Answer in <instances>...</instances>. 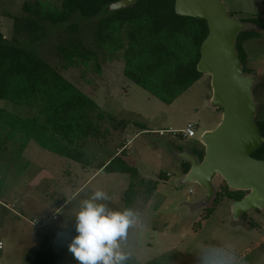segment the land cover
Listing matches in <instances>:
<instances>
[{
  "label": "rangeland",
  "instance_id": "obj_1",
  "mask_svg": "<svg viewBox=\"0 0 264 264\" xmlns=\"http://www.w3.org/2000/svg\"><path fill=\"white\" fill-rule=\"evenodd\" d=\"M22 1L0 0V31L7 37L12 34L13 17L21 14ZM50 1L57 4L59 0ZM223 2L230 14L241 19L264 11L263 0ZM79 25V37L97 53L99 71L94 63H89L86 68H72L63 75L94 99L99 110L112 114L116 125L100 123L101 128L107 124L115 128H110L104 144L91 139L87 142L84 150L90 165L85 167L44 150L33 141L21 157L10 151L14 144H6V150L0 148L4 155L0 156V178L3 179L0 198L6 202L12 192L17 199L10 201L14 210L21 204L31 206L23 212L27 220L42 221L61 205L55 212L56 219L42 228H35L24 220L18 222L12 213L18 227L8 229L12 244L7 241L0 251V264H31L34 254L22 253L23 242L19 236L51 243L63 250V264H77L68 251V244L77 234L73 215L80 201L100 188L110 197L103 201L109 208L125 209L121 197L130 182L128 174L97 170V165L110 159L123 144L121 150L125 149L127 163L137 168L145 180L157 182L148 200L143 196L132 200L130 208L137 212L139 219L122 242L123 250L128 253L124 264H200L206 254L215 258L217 248L234 251L246 264H264V211L247 212L242 218L243 224H234L231 199H224L214 209L213 205L209 209H192L187 204L199 197L201 188L193 183L179 184L183 172L175 151L185 146L202 150L198 142L201 131L213 128L221 117V111L205 105V98L211 95L210 77L200 79L172 103H163L123 75V62L118 54L104 53L95 47L90 23L80 21ZM64 28L53 29L37 45L40 57L49 63L58 62L54 47L64 39ZM244 48L246 66L250 69L247 74L264 84V29L260 38L245 41ZM263 101L264 96H260L256 103L259 106ZM0 107L27 115L25 108L8 101H0ZM188 122L198 124L196 134L183 138L179 132ZM221 182L217 176L214 180L217 191Z\"/></svg>",
  "mask_w": 264,
  "mask_h": 264
},
{
  "label": "trees",
  "instance_id": "obj_2",
  "mask_svg": "<svg viewBox=\"0 0 264 264\" xmlns=\"http://www.w3.org/2000/svg\"><path fill=\"white\" fill-rule=\"evenodd\" d=\"M115 1H22L21 14L13 17L11 36L0 31V101L25 108L27 115L0 107L2 150L9 143L14 144L10 151L21 157L33 141L42 149L85 167L90 165L84 150L87 142L91 139L104 144L110 128H115V117L99 110L94 99L63 75L72 68H86L89 63H94L99 71L95 49L79 37L80 21L91 24L96 48L119 55L127 79L163 103H172L202 76L196 64L208 32L205 20L177 15L174 0H137L129 8L109 11V4ZM241 20L264 28V11ZM59 27H65V37L54 47L58 60L55 65L40 57L37 45ZM260 37L258 32L249 30L236 39L245 73H250V69L246 66L244 43ZM253 95L256 101L264 96V84L258 83ZM258 107L255 121L264 136V101ZM102 121L112 124L101 128ZM123 147L124 144L119 147L120 152L96 167L108 173L128 174L130 182L121 199L124 208H130L136 197L148 200L157 182L145 180L137 168L127 163ZM195 154L201 159L203 149ZM251 157L264 160V143ZM181 168L186 173L189 164L182 162ZM243 195L242 191L229 190L222 181L212 209L224 199L238 200ZM64 258L62 249L42 242L31 264H63Z\"/></svg>",
  "mask_w": 264,
  "mask_h": 264
},
{
  "label": "water",
  "instance_id": "obj_3",
  "mask_svg": "<svg viewBox=\"0 0 264 264\" xmlns=\"http://www.w3.org/2000/svg\"><path fill=\"white\" fill-rule=\"evenodd\" d=\"M136 1L117 0L109 4L108 10L129 8ZM174 11L179 16L206 22L208 32L200 45L196 70L210 77L209 107L221 110L219 122L199 135L201 159L186 147L175 151L180 164H189L179 184L193 183L201 188L202 197L187 204L192 209L212 207L217 176L229 190L246 192L240 199L231 201L232 222L243 224L244 213L264 211V160L251 157L264 143V136L255 121L258 105L253 90L259 79L244 72L236 39L249 30L262 34L264 28L230 15L223 0H174Z\"/></svg>",
  "mask_w": 264,
  "mask_h": 264
},
{
  "label": "clouds",
  "instance_id": "obj_4",
  "mask_svg": "<svg viewBox=\"0 0 264 264\" xmlns=\"http://www.w3.org/2000/svg\"><path fill=\"white\" fill-rule=\"evenodd\" d=\"M108 200L110 197L104 190L95 188L74 212L77 234L68 244V251L77 264H124L128 259L122 242L127 240L128 231L136 225L139 216L132 208H109L103 202ZM216 252L215 258L206 254L200 264H246L234 251L217 248Z\"/></svg>",
  "mask_w": 264,
  "mask_h": 264
},
{
  "label": "crops",
  "instance_id": "obj_5",
  "mask_svg": "<svg viewBox=\"0 0 264 264\" xmlns=\"http://www.w3.org/2000/svg\"><path fill=\"white\" fill-rule=\"evenodd\" d=\"M251 41V40H250ZM203 77H205V75H202L196 82H198L200 79H202ZM195 82V83H196ZM194 83V84H195ZM211 96V95H210ZM210 96L209 97H207V98H205V102H206V104L205 105H209V99H210ZM219 111H221V110H219ZM221 118V117H220ZM220 120V119H219ZM219 122V121H218ZM197 126H198V124H197ZM205 130H207V129H205ZM187 149H189L191 152H197V151H200V149H193V150H191L189 147H187V146H185ZM120 151V149H118L114 154H116V153H118ZM108 160V159H107ZM106 160V161H107ZM105 161V162H106ZM0 166L2 167V164L0 163ZM183 175V174H182ZM2 181H3V179H2V177L0 178V193L2 192L1 191V186H2ZM37 187V186H36ZM32 188L34 189V184H32ZM202 191V190H201ZM202 195H203V192H201V194L199 195V197L196 199V200H198L199 198H201L202 197ZM10 197H11V199H7L8 201H4V199L3 198H0V200H2L4 203H6V204H9V205H12L13 206V203H11V202H13L12 200H17L16 199V195L15 194H13L12 192H10ZM13 198V199H12ZM11 201V202H10ZM195 201V200H194ZM10 202V203H9ZM29 207L31 208V206H29V205H24V204H21L20 206H18V208L19 209H17V210H14V212H16L17 214H19L21 217H18V215H16V214H14L13 212H11V211H9V210H7V209H5V208H0V234H1V236H2V239H3V243H4V247H5V243L8 241V243L9 244H12V242H11V240H12V238H11V236L12 235H10L9 236V234H8V229L9 228H11V229H13V228H17L18 227V224H17V222H16V219L15 218H13L12 216H11V214L13 213L15 216L14 217H17V219H19V220H17L18 222H20L21 220H23L22 218H24L25 219V217H24V215H23V212H26L28 209H29ZM61 207V205H59V207H57L54 211H53V213L54 212H56V210H58L59 208ZM12 214V215H13ZM19 238L20 239H22V241L21 242H23V244H22V246H23V250H22V253L23 254H28L29 253V255H31V254H35V252H36V250H37V248H38V246L40 245V243H42V239L41 240H38V241H36V242H34L33 240H30L29 238H25L24 239V237H22V236H19ZM4 247H3V249H4ZM2 249V250H3ZM1 250V251H2Z\"/></svg>",
  "mask_w": 264,
  "mask_h": 264
},
{
  "label": "built area",
  "instance_id": "obj_6",
  "mask_svg": "<svg viewBox=\"0 0 264 264\" xmlns=\"http://www.w3.org/2000/svg\"><path fill=\"white\" fill-rule=\"evenodd\" d=\"M196 128H197V124L193 123V122H188L185 125V128L182 129L179 133L182 135L183 138H191L194 137L196 134ZM0 208H5L13 213H15L16 215H18V217H21L19 214H17L16 212H14L13 210V206L4 203L2 200H0ZM24 221H26L29 225L35 227V228H42L44 226H46L48 224V222L50 220H55L56 219V214L55 212L47 217L46 219L42 220V221H38V220H27L26 218H22ZM4 247V243H3V239L2 236L0 234V251L3 249Z\"/></svg>",
  "mask_w": 264,
  "mask_h": 264
},
{
  "label": "flooded vegetation",
  "instance_id": "obj_7",
  "mask_svg": "<svg viewBox=\"0 0 264 264\" xmlns=\"http://www.w3.org/2000/svg\"><path fill=\"white\" fill-rule=\"evenodd\" d=\"M245 216V213L242 215V218Z\"/></svg>",
  "mask_w": 264,
  "mask_h": 264
}]
</instances>
